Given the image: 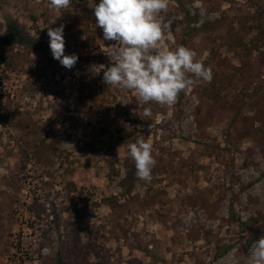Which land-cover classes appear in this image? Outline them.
<instances>
[{
    "label": "rangeland",
    "instance_id": "374dc122",
    "mask_svg": "<svg viewBox=\"0 0 264 264\" xmlns=\"http://www.w3.org/2000/svg\"><path fill=\"white\" fill-rule=\"evenodd\" d=\"M94 3L0 0V39L13 23L49 47L63 24L79 57L69 70L0 44V264H248L264 229V0H169L162 47L194 50L213 78L163 106L103 83L116 42ZM141 134L150 182L128 155Z\"/></svg>",
    "mask_w": 264,
    "mask_h": 264
},
{
    "label": "clouds",
    "instance_id": "9594fccd",
    "mask_svg": "<svg viewBox=\"0 0 264 264\" xmlns=\"http://www.w3.org/2000/svg\"><path fill=\"white\" fill-rule=\"evenodd\" d=\"M71 3L72 0H48L49 7L57 12L68 9ZM168 8L169 0H99L91 6L95 27L102 29L103 40L116 42L109 46L108 57L113 63L103 71L105 85L128 90L143 104L163 106L174 104L182 91L199 82H211L212 69L197 59L194 50L182 45L174 50L162 47L170 27L162 13ZM64 27H48L49 48L53 58L71 70L79 57L65 55ZM103 67L93 64L89 70L95 74L97 68ZM143 115L150 117L151 108H145ZM127 149L136 177L150 182L157 163L151 143L141 134L127 144ZM248 264H264V235L252 244Z\"/></svg>",
    "mask_w": 264,
    "mask_h": 264
},
{
    "label": "trees",
    "instance_id": "16d2710c",
    "mask_svg": "<svg viewBox=\"0 0 264 264\" xmlns=\"http://www.w3.org/2000/svg\"><path fill=\"white\" fill-rule=\"evenodd\" d=\"M13 43L30 45L41 52L50 62L53 61L50 48L45 45L44 42L34 39L29 33L24 32L18 25L9 23L6 33L0 39V44L8 45ZM261 234L264 235V229L261 231ZM252 243L253 239L250 241L249 245H252Z\"/></svg>",
    "mask_w": 264,
    "mask_h": 264
}]
</instances>
